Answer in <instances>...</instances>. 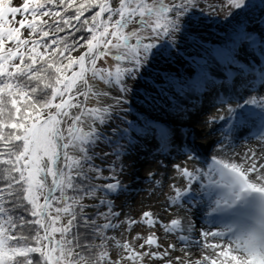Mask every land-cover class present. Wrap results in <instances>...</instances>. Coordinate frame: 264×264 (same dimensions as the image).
<instances>
[{
  "label": "snow or ice",
  "instance_id": "obj_1",
  "mask_svg": "<svg viewBox=\"0 0 264 264\" xmlns=\"http://www.w3.org/2000/svg\"><path fill=\"white\" fill-rule=\"evenodd\" d=\"M226 4L256 27L239 22L204 51L253 93L235 106L229 96L217 102L233 129H257L256 146L199 167L172 165L181 186L168 185L165 220L118 210L129 190L119 178L124 160L137 146L129 130L153 136L160 153L170 143L167 128H135L126 116L141 87L148 104L155 83L184 90L170 62L202 23L200 0H0V264H264V0ZM240 52L262 66L241 62ZM199 66L187 85L194 91L209 83ZM184 155V164L199 160ZM140 225L150 231L132 235ZM161 230L170 242L161 243Z\"/></svg>",
  "mask_w": 264,
  "mask_h": 264
},
{
  "label": "rangeland",
  "instance_id": "obj_2",
  "mask_svg": "<svg viewBox=\"0 0 264 264\" xmlns=\"http://www.w3.org/2000/svg\"><path fill=\"white\" fill-rule=\"evenodd\" d=\"M22 2L23 0H13L15 5H22ZM200 3L203 7L204 14L201 15L200 11H197L196 17L197 20L202 21V23L198 22L196 24V31L192 33L196 35L198 40L195 39V44H193V40L188 38L187 42L179 49V58L173 57L174 59L170 62V75L177 83L184 82V90L180 91L179 89L169 88L167 84H153V87L157 89L156 92L151 93L152 96L157 97L153 104H149L148 107H146L142 99L131 100L132 103L141 109L139 111L134 110V113L130 117V120L136 122L135 128H141L149 122L157 126V123H155V121H157L159 126H163L169 130V125L171 123L175 130H169L170 140H172V132L175 133L176 129L179 130L185 140L183 146L181 148L179 147L181 150L177 154L175 152L178 148L175 151L166 153L152 150L148 154L146 153L148 148L156 146L155 138L149 135L147 139H144L143 137H139V134L135 133L134 129L129 130L130 134L138 137L136 141L137 146L130 151L128 154L129 158L124 160V164L126 165L125 172L119 178L128 186L129 190L126 194L121 196L117 204L122 205V208L118 210H122L123 213L136 219H139L143 211L150 210L153 211L154 214L160 215L167 220L168 216L163 211V206L166 202L165 194H172L168 185L175 182L177 186H181L179 180L173 179L175 171L172 165L180 163L182 166L192 168L194 166L199 167L203 165L204 162L210 161L212 152L203 150L204 146H201L200 141L197 139V132L200 130L199 125L204 126L207 131L212 129L213 132H211V134H219L220 130L215 131L219 126V117H223L224 114L226 116L228 113L226 111V106L209 102V98L205 97L206 91L216 88L219 83L225 85L229 93L235 90L237 93L236 98H232L231 100L233 106L237 103L240 95L247 96L253 94L245 90L242 94L238 92L237 90H242L244 87H239V84L234 86L235 80L231 81L229 79V77L231 78L233 75L229 74L228 70L224 68L225 65L217 60H213L208 53L203 57H195V52L198 48L196 44L202 45V43L205 41L208 42V40L210 43L219 44L226 40L239 22L243 21L249 28H254L256 25L249 23L242 13L230 8L226 4V0H200ZM208 4H214L217 10L209 14L210 10L207 7ZM208 49L211 50V46L208 47ZM248 51L250 52L251 49ZM239 55L241 62L248 61L249 64L255 68L260 67V65L256 63V60L253 59V56L249 55L247 52H240ZM207 61L215 63L214 67H216V72L212 70L206 72L205 69L209 83L200 90L192 92L194 93L193 95L188 94V90L191 91V88L187 85L200 77L201 68L199 65L206 64ZM236 67H238V65ZM232 69H234L235 75L238 77L239 73L235 68ZM183 76L186 77L183 79ZM228 85L232 87L229 88ZM97 87L103 88L104 86L97 82ZM160 89H163V93L157 96V92H159ZM144 94L145 90L141 87L137 97L140 98ZM129 105L131 107V102H129ZM220 109H222L221 112ZM182 111L186 112L184 117L180 115ZM195 113L199 122L198 124L197 122L190 121L192 115ZM210 118H216V122L210 123ZM190 139L192 149L186 147V142ZM200 148L201 150L198 151ZM191 152L197 154L199 160L184 164V154ZM149 173L152 175L150 176ZM165 177H167V179H165ZM155 180H160L162 182L161 186H156L154 183ZM172 214L178 215L180 213L174 210ZM201 218L204 219L203 215H201ZM197 219H200V216L197 217ZM148 231L150 230L140 225L135 228L132 235L136 232L147 234ZM158 234L161 237V243L166 244L170 242L163 234L162 230ZM194 253H196V251H194ZM177 254L180 253L178 252Z\"/></svg>",
  "mask_w": 264,
  "mask_h": 264
},
{
  "label": "bare ground",
  "instance_id": "obj_3",
  "mask_svg": "<svg viewBox=\"0 0 264 264\" xmlns=\"http://www.w3.org/2000/svg\"><path fill=\"white\" fill-rule=\"evenodd\" d=\"M210 62L211 61L206 62L207 65L206 72H210L211 70L216 72V67H214L215 63L213 62L210 63ZM259 65L261 66V64ZM192 92H194V90L192 89L191 91L188 90V94L193 95L194 93ZM236 94H237L236 91L233 90L230 92L229 97L236 98ZM211 95L212 92L207 94V96H211ZM221 111L222 109H220V112ZM223 117L225 119L220 120L218 128L215 129V131L220 130L219 134H215V133L211 134V132H213L212 129L207 131L204 128V126L199 125L200 130L199 132H197V139L198 141H200L201 146H204L203 150H209L210 152H212V156H220L221 158L227 159L232 155L233 151L244 152L247 150L248 147L256 146V141L255 139L252 138L255 134L256 128L253 127L251 123L247 124L246 126H241L240 128L233 129V124L235 123L234 120H230L228 114L226 116L224 114ZM190 121L197 122V124L199 123L198 119L196 118V113L192 115V119H190ZM169 127H170L169 128L170 131H172V129L175 130L173 124L171 125L170 123ZM230 129H233L231 136L229 139H225V136L228 134ZM172 140H173V144L178 148V150L175 152L177 154L181 150L179 149V147L183 146L185 140L183 139L182 134H180L179 130L177 129L175 133L172 132ZM221 144L225 145L222 151H221ZM186 147L192 149L191 139L188 142H186ZM199 150H201V148L198 149V151ZM201 215H200V219H197V217H195V219L199 221L198 226L206 227L204 223V219L201 218ZM193 251H196V254L200 253L199 249H193Z\"/></svg>",
  "mask_w": 264,
  "mask_h": 264
},
{
  "label": "trees",
  "instance_id": "obj_4",
  "mask_svg": "<svg viewBox=\"0 0 264 264\" xmlns=\"http://www.w3.org/2000/svg\"><path fill=\"white\" fill-rule=\"evenodd\" d=\"M23 3V2H22ZM255 34V33H254ZM189 38H191L192 40H198L197 38H196V35L195 34H190V36H189ZM191 40V41H192ZM202 46L203 47H201V48H197V50H196V54H195V57H203L204 55H206L207 54V52H205L204 51V49H208V47H210L211 46V48L212 49H215V48H218V47H221L222 46V42L221 43H219V44H213V43H210L209 42V40H208V42H204V43H202ZM197 53H199V55L197 54ZM174 59V58H173ZM172 62V61H171ZM184 77H186V76H183V79H184ZM148 79V81L149 82H152V79H151V77H148L147 78ZM155 84H159V83H155ZM162 97H164V96H162ZM135 99H139V100H141L140 98H138V97H136ZM129 102H131V107H130V111H129V113L127 114V116H126V120H128V121H131L132 122V124L135 126V121H132V120H130V117H131V115L134 113V110H141L138 106H136L134 103H132V101L130 100ZM146 104V107H148V103H145L144 102V105ZM115 123H116V125H119L120 127H124L125 125L124 124H121V122L119 121V120H117V121H115ZM105 150H107L106 148H104L103 146H101L99 149H98V151H105ZM97 163H99V161H97ZM117 163H119V161H117Z\"/></svg>",
  "mask_w": 264,
  "mask_h": 264
}]
</instances>
